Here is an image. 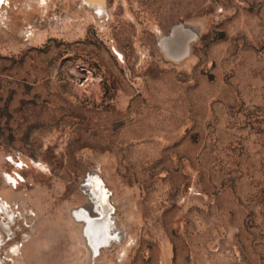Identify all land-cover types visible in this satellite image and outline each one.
Here are the masks:
<instances>
[{"label":"rangeland","instance_id":"rangeland-1","mask_svg":"<svg viewBox=\"0 0 264 264\" xmlns=\"http://www.w3.org/2000/svg\"><path fill=\"white\" fill-rule=\"evenodd\" d=\"M0 206V264H264V0H1Z\"/></svg>","mask_w":264,"mask_h":264},{"label":"bare ground","instance_id":"bare-ground-1","mask_svg":"<svg viewBox=\"0 0 264 264\" xmlns=\"http://www.w3.org/2000/svg\"><path fill=\"white\" fill-rule=\"evenodd\" d=\"M85 2L89 7L95 8L99 16L105 11V0H85ZM193 37L192 33L182 27H175L169 37H160L159 45L167 56L176 60L189 52L190 41ZM8 177L17 183L16 176L9 174ZM82 185L94 201H89L83 207L74 210L73 215L77 220L85 223L84 235L88 238L93 252H97L101 246L117 240L118 236L112 232L110 203L106 195L104 181L100 176L92 173L86 176ZM0 210L6 212L5 207L0 206ZM3 225L8 228L7 225Z\"/></svg>","mask_w":264,"mask_h":264}]
</instances>
